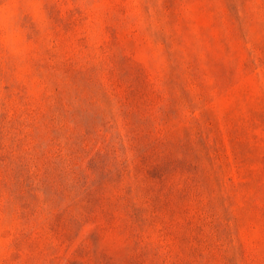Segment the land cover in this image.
I'll list each match as a JSON object with an SVG mask.
<instances>
[{"label": "rangeland", "instance_id": "374dc122", "mask_svg": "<svg viewBox=\"0 0 264 264\" xmlns=\"http://www.w3.org/2000/svg\"><path fill=\"white\" fill-rule=\"evenodd\" d=\"M0 264H264V0H0Z\"/></svg>", "mask_w": 264, "mask_h": 264}]
</instances>
